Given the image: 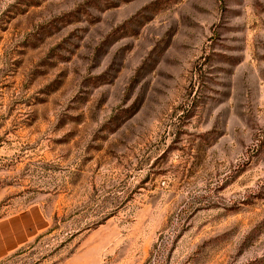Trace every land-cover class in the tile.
<instances>
[{
	"label": "rangeland",
	"instance_id": "374dc122",
	"mask_svg": "<svg viewBox=\"0 0 264 264\" xmlns=\"http://www.w3.org/2000/svg\"><path fill=\"white\" fill-rule=\"evenodd\" d=\"M0 264H264V0H0Z\"/></svg>",
	"mask_w": 264,
	"mask_h": 264
},
{
	"label": "crops",
	"instance_id": "0c3cea01",
	"mask_svg": "<svg viewBox=\"0 0 264 264\" xmlns=\"http://www.w3.org/2000/svg\"><path fill=\"white\" fill-rule=\"evenodd\" d=\"M44 229V218L35 209L0 219V261L28 243Z\"/></svg>",
	"mask_w": 264,
	"mask_h": 264
}]
</instances>
